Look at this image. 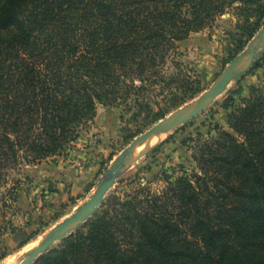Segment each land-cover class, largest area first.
Returning a JSON list of instances; mask_svg holds the SVG:
<instances>
[{
  "label": "trees",
  "instance_id": "1",
  "mask_svg": "<svg viewBox=\"0 0 264 264\" xmlns=\"http://www.w3.org/2000/svg\"><path fill=\"white\" fill-rule=\"evenodd\" d=\"M254 2L0 0V187L65 154L97 105L175 88L177 43ZM229 92L227 129L201 126L190 173L109 195L32 264H264V89Z\"/></svg>",
  "mask_w": 264,
  "mask_h": 264
},
{
  "label": "rangeland",
  "instance_id": "2",
  "mask_svg": "<svg viewBox=\"0 0 264 264\" xmlns=\"http://www.w3.org/2000/svg\"><path fill=\"white\" fill-rule=\"evenodd\" d=\"M253 7L254 10L246 17L235 18L226 13L212 26L177 43L180 68L175 77V88L155 90L150 96L138 97V102L131 99L127 104L115 107L97 105L94 119L81 129L79 137L65 154L30 165L23 163L10 173L8 183L0 187V264H17L25 258L28 253L18 257L23 247L28 244L35 247L57 223L88 199L103 173L135 137L197 99L237 55L253 43L260 42L264 27V0H256ZM247 60L248 56L242 60V65ZM248 84L264 89V53L207 109L169 129L161 142L139 156L134 157V152L131 167L105 198L109 195L123 196L125 191H133L139 186L159 191L168 179L174 180L183 172L190 173L195 168L192 154L201 126L200 139L208 137L206 131L214 124L227 129L226 108L222 103L227 101L229 91L238 85ZM68 164L77 170L93 164L97 170L86 187L74 190V175L63 168L66 169ZM78 229H72L55 241L49 250L58 248ZM12 257L16 260L8 263Z\"/></svg>",
  "mask_w": 264,
  "mask_h": 264
},
{
  "label": "water",
  "instance_id": "3",
  "mask_svg": "<svg viewBox=\"0 0 264 264\" xmlns=\"http://www.w3.org/2000/svg\"><path fill=\"white\" fill-rule=\"evenodd\" d=\"M264 53V27L261 30L260 42L248 46L242 53L237 55L229 65L220 73L218 78L203 91L199 97L178 111L162 118L157 124L147 131L135 137L129 145L119 153L110 165V168L103 173L97 181L93 193L88 199L76 207L74 212L57 223L30 251L25 258L17 264H32L40 255L49 250L50 246L57 240L65 237L72 229L80 228L88 221L105 199L108 191L114 186L117 180L131 167L133 152L136 145L151 138L167 127H175L195 118L198 114L207 109L217 97L225 92L233 83L252 67L254 62ZM248 56V60L242 65V60Z\"/></svg>",
  "mask_w": 264,
  "mask_h": 264
},
{
  "label": "bare ground",
  "instance_id": "4",
  "mask_svg": "<svg viewBox=\"0 0 264 264\" xmlns=\"http://www.w3.org/2000/svg\"><path fill=\"white\" fill-rule=\"evenodd\" d=\"M169 129H171V127H167L165 129H163L162 131H160L159 133H157L156 135L152 136L151 138L140 142L141 144L138 143L140 145L138 146V144H137L136 147L137 146L138 147L134 148V152H135V154L133 152L134 157L139 156L140 153H144L148 148L153 147L156 144H158L159 142H161L166 137L167 133L169 132ZM33 247H34V245H32V244H28V245L24 246L22 251L19 253L18 257L22 256L24 254L26 255V253H29L32 250ZM14 258H16V257H12L11 259H9L8 263H13L16 260Z\"/></svg>",
  "mask_w": 264,
  "mask_h": 264
},
{
  "label": "crops",
  "instance_id": "5",
  "mask_svg": "<svg viewBox=\"0 0 264 264\" xmlns=\"http://www.w3.org/2000/svg\"><path fill=\"white\" fill-rule=\"evenodd\" d=\"M58 165H60V164H58ZM68 165L69 166L66 167V169H65V167H63V168H64V170H67V171H70L73 173L74 176L72 179H74V180H73L72 187L74 190L75 189L77 190V188H79L80 186L86 187V185L93 178V176L95 175L96 170H97L93 164H89L85 167H82L79 170L75 169L74 165H70V164H68ZM64 180H66V179H64Z\"/></svg>",
  "mask_w": 264,
  "mask_h": 264
}]
</instances>
